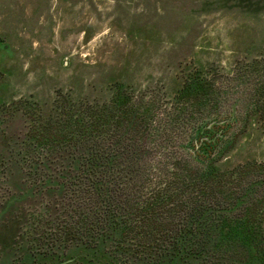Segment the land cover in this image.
I'll use <instances>...</instances> for the list:
<instances>
[{"label": "rangeland", "instance_id": "374dc122", "mask_svg": "<svg viewBox=\"0 0 264 264\" xmlns=\"http://www.w3.org/2000/svg\"><path fill=\"white\" fill-rule=\"evenodd\" d=\"M69 103L144 120L149 162L131 189L159 219L221 208L257 182L205 222L252 228L264 244V0H0V264H46L37 258L72 246L83 208L43 186L40 132ZM214 111L236 116L197 162L178 142Z\"/></svg>", "mask_w": 264, "mask_h": 264}, {"label": "trees", "instance_id": "16d2710c", "mask_svg": "<svg viewBox=\"0 0 264 264\" xmlns=\"http://www.w3.org/2000/svg\"><path fill=\"white\" fill-rule=\"evenodd\" d=\"M63 106V110L68 109L63 111L64 117L61 114L54 125L44 123L40 130L48 151L42 162L48 175L42 184L51 190L58 189L62 197L69 194L71 201L83 211L77 214L67 232L72 236L69 251L43 253L37 261L43 260L46 264H264V259L259 258L264 253L260 233L250 228L236 236L228 235L221 218L212 216L205 222L213 212L237 209L257 182L221 208L215 203L203 206L201 202H194L187 209L186 218L178 216L175 221H164L156 216V207L135 201L137 196L131 189L135 180L144 175L149 162L144 120L113 119L105 106L99 111L93 107L75 111L71 103L68 108ZM235 116L233 111L224 116L214 111L190 121L184 125L178 146L197 162L207 160L220 146ZM52 156H57V161ZM133 209L141 213L137 220L133 214L138 211L135 213ZM167 213L173 218L171 211Z\"/></svg>", "mask_w": 264, "mask_h": 264}]
</instances>
